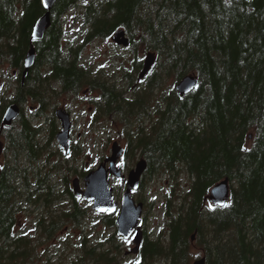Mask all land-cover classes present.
I'll list each match as a JSON object with an SVG mask.
<instances>
[{
	"label": "trees",
	"instance_id": "1",
	"mask_svg": "<svg viewBox=\"0 0 264 264\" xmlns=\"http://www.w3.org/2000/svg\"><path fill=\"white\" fill-rule=\"evenodd\" d=\"M71 9L84 29L77 44L62 41V16ZM43 12L40 0H0V59L20 72ZM50 20L32 42L35 60L23 85L17 78L12 102L19 115L0 132V264H38L29 235L15 230L20 213L44 211L37 223L46 236L84 216L70 187L72 174L88 171L74 162L82 147L72 145L67 155L51 146L57 99L86 90L96 93L95 117L121 125L132 162L137 155L146 161L141 188L156 176L174 180L164 195L165 227L156 237L144 235L138 264H188L191 246L207 264H264V0H55ZM118 28L129 37L132 58L129 66L117 60L121 81L82 63L84 44ZM147 51L156 60L137 81L142 60L136 55ZM188 73L196 74L198 86L180 96L175 84ZM27 98L37 104L29 117ZM44 126L47 142L39 138ZM180 171L188 177L186 189L177 183ZM224 178L229 201L209 204V189ZM104 222L115 227L114 217ZM123 242L115 233L108 247L87 246L78 258L112 264Z\"/></svg>",
	"mask_w": 264,
	"mask_h": 264
},
{
	"label": "rangeland",
	"instance_id": "2",
	"mask_svg": "<svg viewBox=\"0 0 264 264\" xmlns=\"http://www.w3.org/2000/svg\"><path fill=\"white\" fill-rule=\"evenodd\" d=\"M62 30L64 32L62 38L63 42L77 44L81 41L84 29L81 26V21L75 18L73 9L62 16ZM136 56L141 57L142 60L144 53L139 52ZM82 57V63L90 66L93 71L99 69L103 71L107 77L109 75L119 81H121V73L119 71L120 64L117 60L121 58L123 61L124 59L127 60L128 64H125L127 66L130 65L132 60L130 52L126 48L115 46L110 37L96 38L84 44ZM19 74L20 71L13 68L7 60L0 59V114L2 110L1 106L5 108L17 96V87L19 86L17 78ZM121 84L123 89L128 90V93L131 92V88H125L122 82L120 85ZM170 85L171 84H167L166 86L169 87ZM95 95V92L86 90L78 93L73 99L66 94L60 95L57 99L56 107H65L70 112L73 140L77 141L82 147V152L74 161L78 169H80L81 165H84V167L88 169L95 168L102 158L110 153V145L114 140H117L122 146H126L124 137L121 134L122 127L119 123H108L103 121L102 118L95 117L92 103V100L95 99ZM23 106L24 114L29 117L32 111L37 107V104H32L31 100L27 98L23 101ZM93 118H96L95 122ZM59 128L58 124V129ZM39 138L42 142H47L49 140L50 130L47 129V126H44V130ZM0 139L5 143V138L3 136H1ZM55 144L56 142L54 139L51 147L54 148ZM4 161L5 157L2 155L0 162ZM134 164L135 161L132 162L126 154L119 165L128 167V169L125 168V172H127L130 168H133ZM182 172L183 171H180L178 175H176V179L179 186L186 189L189 184L188 177ZM75 177L79 176L72 174V176H70V182L71 179ZM80 179L83 185L82 176ZM173 182L174 180H169L167 175L156 176L147 180L144 188L138 192L146 199L144 227L147 236L150 238L158 236L165 227L164 195L168 192L170 184L172 185ZM110 185L116 187L115 196L118 201L123 191L124 183L115 181L111 178ZM77 200L78 205L85 209V214L81 221L74 224L71 222H63L61 226L56 227L58 229L55 231L52 230V233L48 236L44 234L42 228L39 229V224L37 223L44 212L40 208L33 207L29 213H20L18 215V222L15 230L17 233L29 235L34 245V252L37 253L36 263L82 264L78 255H85L84 251H86L87 246L93 247L98 244L99 248H95V251L98 252L102 248L105 249L108 247L111 243V237L116 233L115 228L106 225L104 221V224L101 226V221H98L99 219L94 215L88 202L84 201L82 198H77ZM68 201H64L63 203L68 206ZM50 220L51 218L47 220L48 224ZM99 234H102L103 237H98ZM83 240H87L85 241L87 245H81ZM123 244L125 247H122V250L117 256V261L112 264H137V255L130 253L124 255L123 252L124 250L129 251L133 246L132 242H123ZM190 253L188 264L202 255V251L198 249L197 246H191ZM158 263L159 261H156V264ZM142 264L154 263H147L145 261Z\"/></svg>",
	"mask_w": 264,
	"mask_h": 264
},
{
	"label": "water",
	"instance_id": "3",
	"mask_svg": "<svg viewBox=\"0 0 264 264\" xmlns=\"http://www.w3.org/2000/svg\"><path fill=\"white\" fill-rule=\"evenodd\" d=\"M44 9L34 22L30 32V45L23 59V71L21 81L23 82L29 68L35 60V49L33 41L40 40L50 26V10L55 0H40ZM111 41L117 46L127 47L129 38L124 29L119 28L111 35ZM155 62L154 52H146L142 68L138 73V80L143 78L146 73L153 67ZM198 77L194 73L186 74L181 77L175 84V89L180 96L190 92L198 86ZM19 106L17 103H10L1 117V128L8 126L19 115ZM55 116L60 122V130L56 132L55 139L58 146L68 153L70 146L71 120L70 114L63 108H57ZM2 143L0 142V152ZM123 153V148L117 141L111 144L110 154L104 157L103 161L94 169L89 170L82 178L83 187L80 180L75 177L72 180V190L75 196L82 197L84 200L92 202L91 208L97 212L115 211L118 203L114 201L113 188L110 187V175L116 180H126L125 189L120 200V206L116 217V228L120 236L128 239L132 236L133 247L128 251L130 254H136L142 241V230L139 225L141 219L143 204L135 203L131 194L133 189H137L140 184L141 175L146 169V161L141 158L135 166L125 175L121 167L117 165V160ZM1 174V168H0ZM230 184L228 178H224L214 184L206 197L213 205L222 206L229 200ZM194 235L191 236V240ZM191 264H207L205 257L201 256L194 259Z\"/></svg>",
	"mask_w": 264,
	"mask_h": 264
},
{
	"label": "flooded vegetation",
	"instance_id": "4",
	"mask_svg": "<svg viewBox=\"0 0 264 264\" xmlns=\"http://www.w3.org/2000/svg\"><path fill=\"white\" fill-rule=\"evenodd\" d=\"M70 138H71V141H70V146H69V151L71 150V146L72 145H76L78 148L80 147V144L77 142V141H74L73 140V136H72V130H71V136H70ZM2 155H3V153H0V158L2 157ZM125 156V153L123 154V156H121V158L119 159L120 161H119V163L121 162V160L123 159V157ZM3 162H0V165L2 164ZM79 180H81L80 178H79ZM80 185H81V187H82V182L80 181ZM71 190H72V188H71ZM73 192V191H72ZM76 198H80L81 199V197H77V196H75ZM134 197H135V199H136V202H142L143 203V211H142V217H141V219H140V221H139V225H140V228H141V230H142V233H143V235H142V240H143V238H144V235H147L146 234V232H145V227H144V217H145V208H146V199H145V197H143V196H141V194H138L137 195V197L134 195ZM84 200V199H83ZM65 201H68V200H65ZM85 201V200H84ZM76 202H78V200L76 199ZM68 203H69V205L68 206H71V204L72 203H70L69 201H68ZM78 204V203H77ZM63 205V204H62ZM64 205H66L65 203H64ZM88 205L89 206H91V203L90 202H88ZM94 212V211H93ZM117 212H118V210H116V211H114V212H109V211H107V212H105V213H98V212H94V215L99 219L98 221H101V226L104 224L103 223V221H104V217L105 216H111V217H114V220H115V218H116V216H117ZM85 214V211H84V213H83V215ZM96 224V223H95ZM113 228H115V227H113ZM100 236H102L103 237V235L102 234H99L98 235V237H100ZM98 237H96V238H98ZM113 237H114V235H113ZM113 237H111L112 239H113ZM111 239V240H112ZM85 241H87V240H85ZM89 241V240H88ZM128 241H131V239L129 238V239H127V240H124V242H128ZM142 243V242H141ZM96 246V249H98L99 248V245L97 244V245H95ZM127 250H124L123 252H124V255H125V252H126Z\"/></svg>",
	"mask_w": 264,
	"mask_h": 264
},
{
	"label": "snow or ice",
	"instance_id": "5",
	"mask_svg": "<svg viewBox=\"0 0 264 264\" xmlns=\"http://www.w3.org/2000/svg\"><path fill=\"white\" fill-rule=\"evenodd\" d=\"M137 264H138V262H137Z\"/></svg>",
	"mask_w": 264,
	"mask_h": 264
}]
</instances>
